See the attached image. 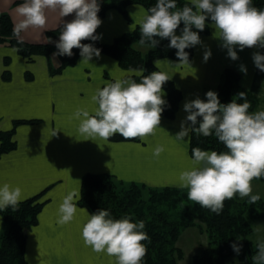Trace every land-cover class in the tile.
<instances>
[{
    "label": "crops",
    "instance_id": "0c3cea01",
    "mask_svg": "<svg viewBox=\"0 0 264 264\" xmlns=\"http://www.w3.org/2000/svg\"><path fill=\"white\" fill-rule=\"evenodd\" d=\"M95 1L0 0V14L9 16L22 42L46 44L47 32L72 27ZM85 21L106 44L135 27L163 33L137 5L127 7L126 18L109 10L103 17L86 15ZM209 31L207 36L171 32L175 41L192 47L193 57L163 59L156 66L182 99L172 120L152 113L138 128L139 142L110 141L93 121L101 115L100 98L132 94V71L121 69L106 55L87 52L53 75L51 69L59 66L53 68L48 57L28 62L15 49L0 46V132L13 130L15 143L12 151L0 156V207L45 191L37 224L25 232L26 264H121L115 231L87 230L90 214L78 205L85 175H110L147 189L187 190L222 174L229 167L228 157L189 156L187 117L194 108L219 105L216 91L225 69L238 73L241 89L257 96V121L249 130L264 136V100L255 90L258 59L264 53L260 36L248 49L240 41L223 39L218 25H209ZM165 101V95L159 96L157 108ZM18 121L33 123L15 125ZM5 230L0 216V236Z\"/></svg>",
    "mask_w": 264,
    "mask_h": 264
},
{
    "label": "trees",
    "instance_id": "16d2710c",
    "mask_svg": "<svg viewBox=\"0 0 264 264\" xmlns=\"http://www.w3.org/2000/svg\"><path fill=\"white\" fill-rule=\"evenodd\" d=\"M131 5L142 7L163 33L156 35L135 27L131 33L106 44L97 39L96 31L85 21L86 15L103 17L109 10H116L126 18V9ZM195 10V5L185 0H96L72 27L47 32L46 44L22 42L9 16L1 13L0 46L15 49L28 62L36 56L49 57L56 53L60 65L51 69L53 75L75 65L78 57L87 52L106 55L121 69L132 71V94L100 98L101 115L93 117V121L110 141L139 142V126L154 112L172 120L182 99L181 92L156 66L163 59L179 62L193 57L192 47L175 41L172 31L207 36L209 25L215 24L220 26L225 40L240 41L250 49L255 46L259 33L264 44V0H200L199 26L192 18ZM127 22L131 21L127 19ZM260 71L264 72V67ZM239 82L238 73L225 69L216 91L219 105L194 108L187 117L189 156L198 160L204 153L223 155L230 163L224 174L213 176L204 185L182 194L183 199L199 197V206L186 209L181 220L171 221L165 213L154 217L152 212V205L167 202L168 192L179 189H147L124 184L110 175L89 174L82 178L78 205L90 214L87 230H114L121 264H178L184 253L175 243L182 232L196 225L195 221L205 225L208 244L192 256V264H226L242 249L245 253L237 256L238 264H254L264 259V248L248 240L253 232L251 222L264 216V201L255 197L240 200L237 188L225 185L232 175L242 177L249 169H253V180L264 181V155L254 154V150L264 148V136L244 126V122L256 123L254 112L259 100L256 95L243 91ZM161 95H165L166 101L157 108L156 101ZM19 123L33 121H18L15 125ZM124 123L127 130L115 132ZM12 136L13 130L0 132V156L15 148ZM146 190L166 192L155 194L147 201L142 196ZM44 193L0 207V216L6 225L0 236V264H26L25 232L37 224L46 203Z\"/></svg>",
    "mask_w": 264,
    "mask_h": 264
},
{
    "label": "rangeland",
    "instance_id": "374dc122",
    "mask_svg": "<svg viewBox=\"0 0 264 264\" xmlns=\"http://www.w3.org/2000/svg\"><path fill=\"white\" fill-rule=\"evenodd\" d=\"M192 2H195V1H191L189 3H192ZM194 5L196 7V10H195V13L192 15V18L194 19V23L197 26H199L201 24L200 3L194 4ZM258 34L259 33H257V35ZM97 39H98V36H97ZM257 39H258V36H257ZM142 51H145V48H143ZM48 58H49V63L53 66V68H56L60 65V59L56 53H52ZM258 61H260L259 67L263 68L264 67V53L262 54V58L258 59ZM258 76L259 77H255L256 78V81H255L256 89L255 90H256V93L260 95L262 100H264V86L263 84H261V80L262 82H264V72L260 71ZM125 126H126V123H124L120 128L122 129ZM121 129H118V130H121ZM246 129L248 130L254 129V127L247 124ZM122 130H125V129H122ZM254 154L264 155V148H259L258 150H254ZM226 171L227 169L222 174H224ZM253 174H254L253 169H249L243 174L242 177H237L236 175H232L228 179V182L225 181L226 182L225 185L227 188H229V186L231 185L236 187L238 191V198L240 200H243L246 197H255V198H259L264 201V181L253 180L252 179ZM123 187L124 189H126L127 185H124ZM146 191L142 192V196H143V199L147 201L149 200L151 201V199L154 198L155 194L166 192V191H161V190L160 191L148 190L147 192ZM228 191L231 194V190L228 189ZM187 192H188L187 190H184V191L183 190H180V191L170 190L168 192L169 199L167 202L160 203V204L158 203L156 204V206H153L150 202L149 204L152 205V208H153L152 212L155 214L154 217H157L159 215L158 213H162V214L165 213L169 217L168 219H170L171 221L181 220L184 214L186 213V209H192L193 207L197 209L199 206L197 202L199 200V197L195 199V198H190V197L185 196V198L183 199L182 197L184 195L182 194H187ZM195 222H196L195 223L196 225L182 232L180 235V238L175 243V245L178 248H180L184 253V257L182 261H180L178 264H192V256L195 254H199L208 244V235L205 231L206 230L205 225L199 221H195ZM251 226L253 228V232L248 237V240L252 244L259 245L262 248H264V216L257 221H252ZM241 253H245V249L240 250L239 252H237V254L229 258L226 264H238L237 256ZM254 264H264V259L256 260Z\"/></svg>",
    "mask_w": 264,
    "mask_h": 264
}]
</instances>
